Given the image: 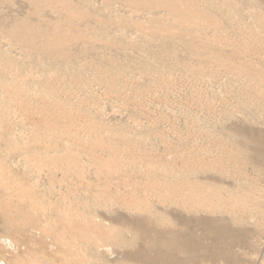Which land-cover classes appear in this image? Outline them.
I'll return each mask as SVG.
<instances>
[{
	"label": "rangeland",
	"instance_id": "obj_1",
	"mask_svg": "<svg viewBox=\"0 0 264 264\" xmlns=\"http://www.w3.org/2000/svg\"><path fill=\"white\" fill-rule=\"evenodd\" d=\"M206 220L264 264V0H0V264H151Z\"/></svg>",
	"mask_w": 264,
	"mask_h": 264
},
{
	"label": "bare ground",
	"instance_id": "obj_2",
	"mask_svg": "<svg viewBox=\"0 0 264 264\" xmlns=\"http://www.w3.org/2000/svg\"><path fill=\"white\" fill-rule=\"evenodd\" d=\"M259 148V147H258ZM259 151V150H258ZM6 193L9 192L5 188ZM192 219V218H191ZM191 219L188 220L191 225ZM203 232L196 233L189 229H172L169 234L162 233L152 241L154 256L146 257L151 264H238L241 256L234 251L238 245L235 228L228 221L215 226L210 220L204 222ZM244 230L240 234H244ZM170 236L165 241L164 237ZM211 249H214L211 251ZM146 254V252H144Z\"/></svg>",
	"mask_w": 264,
	"mask_h": 264
}]
</instances>
